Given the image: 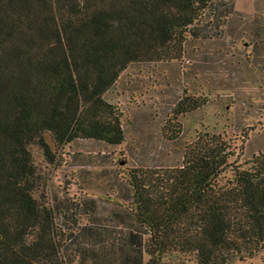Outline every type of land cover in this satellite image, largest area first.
<instances>
[{"label": "trees", "instance_id": "1", "mask_svg": "<svg viewBox=\"0 0 264 264\" xmlns=\"http://www.w3.org/2000/svg\"><path fill=\"white\" fill-rule=\"evenodd\" d=\"M262 1L244 14L235 0H0V264H184L185 255L229 264L264 252V150L246 153L262 129L258 121L248 131L264 105L256 101L264 94ZM185 56L196 93L213 85L235 103L249 88L255 101L239 108L252 119L235 133L241 144L223 128L182 145L186 130L166 137L164 105L177 116L190 112L176 97ZM135 62L154 63L161 83L169 67L173 80L166 75L160 107L137 103L123 119L108 95ZM159 137L177 164L151 152L149 161L130 158L126 175L115 149ZM70 143L72 175L100 173L99 184L77 181L107 198L72 197L66 241L54 211L34 196L42 185L31 146L53 163ZM97 202L119 208L98 216Z\"/></svg>", "mask_w": 264, "mask_h": 264}, {"label": "rangeland", "instance_id": "2", "mask_svg": "<svg viewBox=\"0 0 264 264\" xmlns=\"http://www.w3.org/2000/svg\"><path fill=\"white\" fill-rule=\"evenodd\" d=\"M256 1L257 0H235V8L241 13L252 14L257 4ZM261 3L264 5V1ZM233 21L234 27L237 29L240 21L238 19H234ZM184 58L182 59V62L184 63L185 73L178 77V79L180 78V84L178 85L180 88H178L179 90L176 91V97L179 100H183V104L190 109V112L177 116L175 114L176 111L172 109V106L170 107L167 104L164 105V124H166L165 131L169 132L167 133L166 137L178 130H186L187 134L178 141V144L182 145L187 140L188 142L193 141L197 134L201 131H216L215 129L220 130L223 128L231 141L241 144V140L239 141L235 139V133L243 128V125H245L246 122H251L252 119L250 116L245 117L241 115L244 113V111H240L239 108L241 105H243V102L244 104L248 103L250 106L253 105L252 100L255 101V98L251 97L252 93L249 92V88L248 92H241V95H238V101L235 103H233L232 99L229 97L231 92L226 93L223 92L222 89H215L213 85L208 91L199 90L200 92L196 93V90H193V88H196L194 83L190 81L188 74H186V70H188L189 65V60L187 59L188 56H185ZM157 68L158 67H156L152 62L132 63L128 71L124 73L121 83H118L109 93L108 97L110 101L117 109L123 112V119L128 117L127 108L129 106L135 107L137 103L153 102L155 107H160L161 103L165 102L162 98L163 96L160 93L164 94V99L167 97V93L160 91H163V87L168 85L166 82V75L169 79L172 78L171 70L169 67H165L163 71L165 77H162L164 78V83H161L162 79L160 78V74L157 72L159 70ZM127 80L130 81L127 82ZM138 80H141L139 81L140 88L136 89L133 84H135L134 82ZM171 80H173V78ZM128 86H130L131 89L126 90L125 88ZM248 86H251V84H248ZM258 93L260 92H257L255 89V96L258 95ZM260 97V99L258 98L256 101H264V94H262ZM194 101L195 104L198 102L200 106L197 109L191 110L193 108ZM258 108L260 115L257 120L252 122L248 131L254 132L251 130L252 128H257L258 121H262V129L255 130V132L250 135V141L246 147V153L264 150V105L260 103ZM159 115H161V113H159ZM46 139L52 145V147L55 148L54 142L49 133L46 134ZM143 143V140L138 143L128 140V147L125 148V144H123L115 149L116 161L121 163L119 166L125 170L124 172L126 175L128 174L129 168H132L133 164L130 161V158H132V160L136 163H138V160L142 158L146 159L145 161H149V159H151V157L149 158L151 152L156 153L159 151L161 154V162L163 163L172 165L177 164L178 158L176 151H166L167 148L170 149L168 144L171 143L167 144L165 141L161 143V137H159L158 143L155 144V141L152 146H143ZM162 146L166 147L162 148ZM178 147L179 146L176 145L175 150H177ZM73 148L75 147H73L71 144L62 146L58 149L56 161L50 163L44 156L43 150L40 146L35 144L31 146L35 164L41 176L40 181L42 185L40 190L35 192L34 196L37 197L40 202H44L48 208L50 207L54 211L56 233L58 232L57 235L59 234V237L66 241L69 239L68 234L71 231L67 225L68 223L71 224V221H69V218L64 215V212L67 211L72 214L69 209L70 204H73V201L71 200L72 197L80 200L81 198H85L86 193L89 196L92 195L89 194V191H84L81 188L82 185H80L77 180L76 182L78 184V188L75 190L71 189L72 186H74V180L72 178V171L74 168L70 166L69 162L71 160V152L74 150ZM229 176L230 175L228 174V177ZM100 196L105 197V195L101 194L99 197ZM120 202L122 204H128L126 201ZM95 206L98 207V216L108 215L112 210L119 208L115 205H104L101 202H97ZM59 210L61 211V214L56 215L55 212H58ZM74 214L75 216L79 215V213ZM83 216L84 215H80L79 218L80 226H83L88 222L87 218ZM182 260H185L184 264H197L194 257H191L190 255L183 256ZM74 264L80 263L77 260ZM229 264H264V252H260L254 257H247L245 259H241L239 256H233Z\"/></svg>", "mask_w": 264, "mask_h": 264}, {"label": "crops", "instance_id": "3", "mask_svg": "<svg viewBox=\"0 0 264 264\" xmlns=\"http://www.w3.org/2000/svg\"><path fill=\"white\" fill-rule=\"evenodd\" d=\"M73 147H75V149H74V151L76 150V147H77V144L76 143H70ZM80 146V143L78 144V147ZM71 153H73V151L71 152ZM70 162H71V160H70ZM94 166H89V168H93ZM75 169V168H74ZM79 172H77V177H74L73 175H72V178H73V180H74V182H73V184H74V186H72V189L73 190H75L76 188H78L77 187V182L79 181V183H80V180L82 181L83 180V178H85V179H88L90 182H91V184L92 185H96V184H99V182L97 181V179H98V176H96V175H99L100 173H96V171H92L90 174H85V173H83V172H81V175H84L85 177H82V176H80L79 174H78ZM76 180H78L77 182H76ZM89 194H92V195H90L91 197H93V198H97V197H99V195L100 194H102L100 191H98L96 188H94V187H91V190L89 191ZM103 195V194H102ZM101 197V196H100ZM106 197V196H105ZM107 198V197H106ZM112 200H117L118 201V198H116V197H113L112 196ZM119 201H122V200H119ZM95 202V200H92V203H94ZM111 203V202H110ZM112 204V203H111ZM77 261V260H76Z\"/></svg>", "mask_w": 264, "mask_h": 264}]
</instances>
